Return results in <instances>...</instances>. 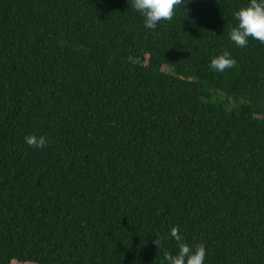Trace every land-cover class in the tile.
I'll return each mask as SVG.
<instances>
[{
	"label": "trees",
	"instance_id": "16d2710c",
	"mask_svg": "<svg viewBox=\"0 0 264 264\" xmlns=\"http://www.w3.org/2000/svg\"><path fill=\"white\" fill-rule=\"evenodd\" d=\"M246 3L150 30L130 0H0V264H165L172 226L204 264H264V44L228 38Z\"/></svg>",
	"mask_w": 264,
	"mask_h": 264
},
{
	"label": "clouds",
	"instance_id": "9594fccd",
	"mask_svg": "<svg viewBox=\"0 0 264 264\" xmlns=\"http://www.w3.org/2000/svg\"><path fill=\"white\" fill-rule=\"evenodd\" d=\"M129 3V0H127ZM182 0H130V6L137 11L146 29L155 30L161 21H170ZM236 24L228 33L229 40L237 47L243 48L249 38L264 44V0H247V3L233 13ZM235 63L228 50L214 55L209 61V68L215 72H223ZM29 147L43 148L47 139L43 135L29 134L24 138ZM167 236L176 242L175 253H165V264H204L206 249L201 244L190 245L180 235L178 228H169ZM159 246L160 239L157 237Z\"/></svg>",
	"mask_w": 264,
	"mask_h": 264
}]
</instances>
